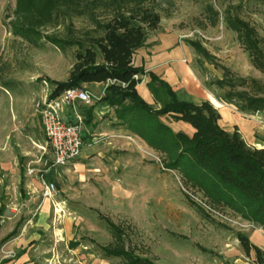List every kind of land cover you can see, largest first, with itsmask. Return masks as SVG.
Here are the masks:
<instances>
[{
	"label": "rangeland",
	"instance_id": "374dc122",
	"mask_svg": "<svg viewBox=\"0 0 264 264\" xmlns=\"http://www.w3.org/2000/svg\"><path fill=\"white\" fill-rule=\"evenodd\" d=\"M206 1L220 16L231 7L264 38V0H158L159 29L147 36L145 46L163 42L170 54L180 53L188 77L180 75L178 85L185 93L209 94L222 128L232 131L235 125L247 145L264 148V112L243 115L219 102L220 91L208 85L222 77L215 65L262 84L264 74L252 67L222 18L203 29ZM14 5L15 0H0V264H125L102 255L100 246L112 237L101 218L123 224L127 246L151 264H258L254 252L244 254L237 234L264 252V228L211 207L177 171L164 168L161 154L128 132L99 136L102 130L92 120L80 158L48 170L51 152L35 104L51 94V82L67 79L74 49L62 52L48 43L32 48L12 37L6 24ZM87 22L74 18L72 25L87 31ZM56 30L64 33L62 27ZM192 42H199L215 65L197 55ZM162 106L156 99L152 108ZM168 117L159 119L165 123ZM41 176L55 184L53 196H44Z\"/></svg>",
	"mask_w": 264,
	"mask_h": 264
},
{
	"label": "trees",
	"instance_id": "16d2710c",
	"mask_svg": "<svg viewBox=\"0 0 264 264\" xmlns=\"http://www.w3.org/2000/svg\"><path fill=\"white\" fill-rule=\"evenodd\" d=\"M157 1L15 0L12 14L7 16V31L32 48H43L48 43L62 52L74 49L67 79L51 82L54 88L50 98L68 89L106 84L98 102L79 107L85 125L91 124L95 105L114 108L113 126L138 137L161 154L164 168L177 171L185 185L201 193L211 207L227 209L264 228V148L247 145L236 127L232 131L222 128L219 112L208 101L194 104L179 100L172 88L153 74H149L147 85L163 106L156 111L137 93L145 72L142 67L133 66L132 58L145 45L147 36L159 29ZM202 15L203 29L215 27L222 18L252 67L264 74V38L256 28L232 13L231 7L220 16L208 1L202 6ZM74 18L86 19L91 28L76 30L72 25ZM57 27H62L64 33H57ZM191 46L197 55L215 65L213 56L199 42H192ZM215 67L222 70V77L212 79L208 85L220 91L216 96L219 102L232 105L243 115L264 112V84L237 77L228 68ZM161 116L189 124L194 133L187 136L174 132L161 122ZM101 219L112 237L110 244L100 246L102 255L120 258L125 264H151L136 257L127 246L129 235L123 224ZM237 239L246 256L254 252L258 264H264V252L243 234H237Z\"/></svg>",
	"mask_w": 264,
	"mask_h": 264
},
{
	"label": "built area",
	"instance_id": "2783aa9c",
	"mask_svg": "<svg viewBox=\"0 0 264 264\" xmlns=\"http://www.w3.org/2000/svg\"><path fill=\"white\" fill-rule=\"evenodd\" d=\"M103 92L98 96L87 89H68L62 94L50 98V95L39 100L35 104V111L50 148L51 160L48 170L53 167H63L80 158L86 144L83 140L84 117L79 111L80 105L91 107L99 101ZM70 109L69 116L65 114ZM48 162L45 161L44 165ZM35 169L28 170V175H33ZM44 196L51 197L56 193V186L53 182H46L43 176L40 177ZM205 204V203H204ZM205 207L212 210L209 206Z\"/></svg>",
	"mask_w": 264,
	"mask_h": 264
},
{
	"label": "crops",
	"instance_id": "0c3cea01",
	"mask_svg": "<svg viewBox=\"0 0 264 264\" xmlns=\"http://www.w3.org/2000/svg\"><path fill=\"white\" fill-rule=\"evenodd\" d=\"M145 45L139 48L132 58L133 66L142 67L145 72V75L142 77V79H144L143 83L136 88L138 95L144 102L152 106L154 100H156V97L153 96L147 85L150 81L149 74H153L160 80L166 82L172 88V91L176 94L179 100H186L194 104H199L203 101H208L210 103L208 97L209 94H206L205 92H198V94L191 93L194 96V98H192L193 96L191 97L187 95L188 92L185 93L187 91L185 90L186 88L178 85L180 75L185 78L188 77L187 69L179 60L181 57L180 53L175 52L170 54L167 50V46H164L163 42L159 43L155 48L154 46L148 47ZM172 59L174 60L173 64L170 62ZM105 87L106 84H90L85 85L84 89H87L92 93H95L93 91L100 89V93H102ZM180 97L183 98L180 99ZM168 119L169 121L164 124L174 132H182L187 136H192L194 133L193 128L189 124L182 121L175 122L171 117H168ZM92 120L94 125L97 124L96 127H100L99 129L102 130V132L98 134L99 136H119V128L113 126L116 122L114 108L102 104L95 105L93 107ZM83 125V136H85V134H89V131L87 125H85V123Z\"/></svg>",
	"mask_w": 264,
	"mask_h": 264
}]
</instances>
